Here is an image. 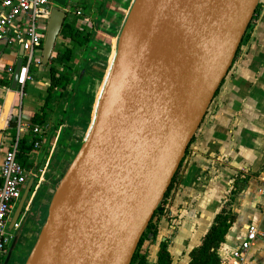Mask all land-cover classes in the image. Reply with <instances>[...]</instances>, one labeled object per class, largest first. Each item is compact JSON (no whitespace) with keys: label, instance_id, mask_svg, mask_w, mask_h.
I'll return each mask as SVG.
<instances>
[{"label":"water","instance_id":"water-1","mask_svg":"<svg viewBox=\"0 0 264 264\" xmlns=\"http://www.w3.org/2000/svg\"><path fill=\"white\" fill-rule=\"evenodd\" d=\"M259 0H134L89 131L24 264H130L238 51ZM66 12L50 9L41 64ZM22 47L10 88H17ZM52 132L41 149L36 173ZM1 138V133H0ZM34 183L14 210L12 228ZM151 236V235H149ZM13 240L7 256L12 253Z\"/></svg>","mask_w":264,"mask_h":264},{"label":"crops","instance_id":"crops-1","mask_svg":"<svg viewBox=\"0 0 264 264\" xmlns=\"http://www.w3.org/2000/svg\"><path fill=\"white\" fill-rule=\"evenodd\" d=\"M66 12L65 20L77 28L82 43L56 39L54 51L70 49L60 71L67 82L47 98L50 74L47 65L31 69V79L21 89L10 88L20 47L0 40V165L17 135L20 123L19 161L33 177L41 149L52 132L48 149L35 173L21 215L10 228L20 200L7 222L10 243L1 264H24L47 216L55 189L80 145L95 114L101 88L114 58L118 37L134 0H66L54 3ZM61 2H64L62 0ZM53 51V53H54ZM53 55V54H52ZM59 66V65H58ZM56 92L58 94H56ZM41 124L33 116L45 107ZM44 127L39 149L31 146L29 129ZM237 180L240 192H233ZM27 181V183H28ZM27 183L21 195L26 189ZM264 5L243 36L227 75L215 93L207 113L192 137L181 162L180 178L154 217L155 235L140 246L148 264H155L165 243L170 264H187L189 253L199 246L215 215L225 205L235 214L217 254L221 264H235L230 257L244 238L249 224L259 229L257 239L245 252V264H264ZM238 193V194H237ZM14 248L6 261L8 250Z\"/></svg>","mask_w":264,"mask_h":264},{"label":"built area","instance_id":"built-area-1","mask_svg":"<svg viewBox=\"0 0 264 264\" xmlns=\"http://www.w3.org/2000/svg\"><path fill=\"white\" fill-rule=\"evenodd\" d=\"M259 3L264 5V0H259ZM50 9V0H0V40L12 48L22 47L23 51L16 83L18 89L22 90L31 79L32 65L41 64L42 43ZM13 72V68L8 69L10 75ZM17 122V135L0 165V264L11 239L7 231L8 219L16 201L21 197L29 175H32L31 170H28L18 159L21 125L19 121ZM44 132V127L41 125H33L29 129L33 149L41 147ZM260 192L264 198V186ZM258 235V227L249 224L243 240L230 253L235 264H245V252Z\"/></svg>","mask_w":264,"mask_h":264},{"label":"trees","instance_id":"trees-1","mask_svg":"<svg viewBox=\"0 0 264 264\" xmlns=\"http://www.w3.org/2000/svg\"><path fill=\"white\" fill-rule=\"evenodd\" d=\"M61 1L62 0H54L53 2L66 3V0H64V2ZM60 36L62 38H70L71 40L77 43H82L84 41V39L81 38V35L79 34L77 28L73 27L66 21L63 22L60 31ZM70 52V49L66 48L62 53H59L57 50L52 53L53 55L51 57L50 63L47 65L50 74V82L47 87V98L51 97L55 89L61 88L67 82L68 74L64 73L63 71H60L58 67H60V65L62 64V66H65L63 60H67L70 58ZM46 104L47 103H45V107H43V109L41 110V113H36L33 116L32 120L34 123L41 124L43 122V119L45 117ZM175 176L176 174L174 175L166 194L172 187ZM242 185L243 180H240V182L239 180H237L233 192L240 190ZM166 194L164 195L163 201H161V203L155 210L154 215L162 210ZM231 201L232 198H229L226 201L225 205L215 215L213 223L204 234L201 244L190 251V260L187 264H221V259L217 254V249L220 243L224 241V237L228 229L230 228L232 222L234 221L235 214L229 207ZM146 230L147 231H145L144 234L145 236H147V238H152L155 235V227L151 228L150 222ZM143 239L144 237L141 238L130 264H148L145 254L142 253L140 249ZM170 262L171 257L168 251L166 250L165 243H162L157 253V261L155 264H170Z\"/></svg>","mask_w":264,"mask_h":264},{"label":"rangeland","instance_id":"rangeland-1","mask_svg":"<svg viewBox=\"0 0 264 264\" xmlns=\"http://www.w3.org/2000/svg\"><path fill=\"white\" fill-rule=\"evenodd\" d=\"M54 1V0H53ZM262 9V3H259L258 2V4H257V7H256V9H255V12H254V15H253V17H252V19L253 18H257V16L259 15V13H260V10ZM43 44V43H42ZM63 65V64H62ZM61 67V69H63V67L64 66H60ZM34 68V64L32 65V69ZM56 94H58L57 92H56ZM206 113H207V111H206ZM180 169H181V164H180V167L178 168V170L176 171V176H175V179H174V183H173V185L175 184V183H177V181H178V179L180 178ZM172 185V186H173ZM171 189V188H170ZM170 189H169V191H170ZM168 191V192H169ZM236 192H240V190H237ZM237 193V194H238ZM168 194V193H167ZM167 194H166V196H167ZM164 198V197H163ZM162 201H163V199H162ZM165 203V200H164V202H163V204ZM156 215V214H155ZM155 215L152 217V220H150V225H151V228H154L155 227V225H154V217H155ZM149 225V224H148ZM148 227V226H147ZM145 231H147V230H145ZM147 235V234H146ZM144 237V239H143V241H142V245L145 243V240L147 239V236H145V234L142 236V238ZM141 248L143 249V247L141 246Z\"/></svg>","mask_w":264,"mask_h":264},{"label":"bare ground","instance_id":"bare-ground-1","mask_svg":"<svg viewBox=\"0 0 264 264\" xmlns=\"http://www.w3.org/2000/svg\"><path fill=\"white\" fill-rule=\"evenodd\" d=\"M103 87V86H102ZM102 89V88H101Z\"/></svg>","mask_w":264,"mask_h":264}]
</instances>
